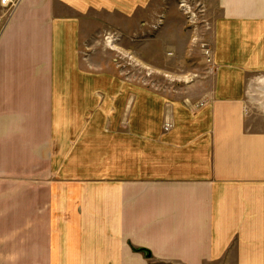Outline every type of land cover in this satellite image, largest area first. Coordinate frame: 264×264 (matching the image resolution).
<instances>
[{
  "label": "crops",
  "instance_id": "crops-1",
  "mask_svg": "<svg viewBox=\"0 0 264 264\" xmlns=\"http://www.w3.org/2000/svg\"><path fill=\"white\" fill-rule=\"evenodd\" d=\"M203 1L191 45L206 16L212 62L264 71V0ZM149 7L20 0L0 23V264H264V117L243 114L242 83L192 113L149 91L160 118L131 121L135 93L86 49L145 32L128 16ZM56 96L63 114L36 123Z\"/></svg>",
  "mask_w": 264,
  "mask_h": 264
},
{
  "label": "rangeland",
  "instance_id": "rangeland-1",
  "mask_svg": "<svg viewBox=\"0 0 264 264\" xmlns=\"http://www.w3.org/2000/svg\"><path fill=\"white\" fill-rule=\"evenodd\" d=\"M189 3L194 10L206 6L203 0H191ZM197 3H200V6ZM148 6L150 7L146 14L128 16L132 17V22L142 25V28L146 26L145 32L132 31L127 36H122L123 32H120L121 36L117 32L103 33L98 37L97 45L88 44L86 48L89 54L98 52V70L100 72L119 76L122 79H120V85L130 88L132 93H135L132 94L130 102L131 121L141 118L148 120L160 118L158 110L154 106L156 97H160L150 93L151 91L158 92L170 100L181 99L192 107L200 102L213 86L216 88L226 87L230 91L240 89L242 83L244 89L253 90L256 94L255 96L246 94L244 95L245 99L250 97L254 101H258V94L264 91V84H259L256 80L258 77H264V71H251L252 73L248 74L246 78H241L236 82L235 72H239L241 75L242 71H236L234 64L208 61L203 55L198 41H196L197 44L192 42L195 45H191V41L196 38L198 33L189 28L176 0H154V2L148 0ZM205 19L207 25L206 28H203L202 34H205V41L210 44L209 47L212 49L209 40L211 34L209 20L206 16ZM174 28H181L179 38L169 40L168 37L163 38L168 31ZM162 29L163 31H161ZM108 36L113 38L111 47L106 43ZM114 44L117 45V48ZM110 48H112V52ZM84 52L86 53L85 48ZM100 86L104 87L103 80L100 81ZM224 96L226 97V94ZM57 97L47 111H35L36 123L39 119L41 122L48 123V120L51 122L52 118H57L58 113L63 114L57 104ZM245 99L242 102L243 106ZM254 101L251 103L253 104ZM250 109L254 110V113L251 112L246 117L254 115L264 117L262 113L255 112L258 111L255 105ZM128 111L126 116L129 117ZM195 111L190 110L191 113ZM166 120L164 118L162 124L163 133H168L163 129ZM125 127V124H122L120 130L126 129ZM38 129L40 128L36 127V130ZM53 129L57 132L59 128L51 126V134ZM138 129L137 126H132V132H137Z\"/></svg>",
  "mask_w": 264,
  "mask_h": 264
},
{
  "label": "built area",
  "instance_id": "built-area-1",
  "mask_svg": "<svg viewBox=\"0 0 264 264\" xmlns=\"http://www.w3.org/2000/svg\"><path fill=\"white\" fill-rule=\"evenodd\" d=\"M20 0H0V23H2V19L7 18L13 10L18 6ZM191 0H176L177 5L179 6V9L181 13L185 16L187 20V24L189 25V28H191L193 31L198 32L199 26H202L203 24V8L194 10L190 2ZM197 2V1H196ZM197 5L200 6V3H197ZM113 40L112 37L106 38V43L110 45L111 41ZM198 45L203 52V55L205 56L206 60L211 61V49L209 45L206 42H198ZM259 84H264V77H258L256 80ZM247 96H255L256 94L253 92V90L247 89L245 95ZM258 101H254L253 98L246 97L244 106H243V114L245 116H249L251 112L254 110H251L250 108L255 105V108L259 112L264 115V91H261L258 94ZM254 103L252 104L251 102ZM205 102H198L196 103L192 108L191 111L199 110L205 106ZM254 113V112H253ZM173 128V124L170 120H166V122L163 125V129L165 132H170Z\"/></svg>",
  "mask_w": 264,
  "mask_h": 264
},
{
  "label": "bare ground",
  "instance_id": "bare-ground-1",
  "mask_svg": "<svg viewBox=\"0 0 264 264\" xmlns=\"http://www.w3.org/2000/svg\"><path fill=\"white\" fill-rule=\"evenodd\" d=\"M111 43H112V41H111ZM110 43V47L112 46V44ZM112 49V48H111Z\"/></svg>",
  "mask_w": 264,
  "mask_h": 264
},
{
  "label": "water",
  "instance_id": "water-1",
  "mask_svg": "<svg viewBox=\"0 0 264 264\" xmlns=\"http://www.w3.org/2000/svg\"><path fill=\"white\" fill-rule=\"evenodd\" d=\"M146 254H148V252L144 251Z\"/></svg>",
  "mask_w": 264,
  "mask_h": 264
}]
</instances>
